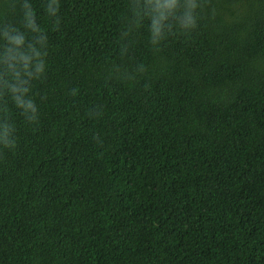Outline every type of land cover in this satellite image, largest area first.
Segmentation results:
<instances>
[{
    "label": "trees",
    "instance_id": "1",
    "mask_svg": "<svg viewBox=\"0 0 264 264\" xmlns=\"http://www.w3.org/2000/svg\"><path fill=\"white\" fill-rule=\"evenodd\" d=\"M0 264H264V0H0Z\"/></svg>",
    "mask_w": 264,
    "mask_h": 264
}]
</instances>
